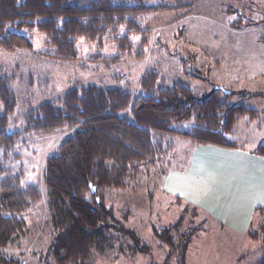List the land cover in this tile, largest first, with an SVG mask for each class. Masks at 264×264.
I'll list each match as a JSON object with an SVG mask.
<instances>
[{
  "label": "rangeland",
  "instance_id": "obj_1",
  "mask_svg": "<svg viewBox=\"0 0 264 264\" xmlns=\"http://www.w3.org/2000/svg\"><path fill=\"white\" fill-rule=\"evenodd\" d=\"M147 1L157 4L161 0ZM170 3L175 4V0ZM244 3V0H196L191 8L143 16V28L148 30L147 45L143 47L142 34H129L131 46L121 49L119 40L126 33L124 28L117 36L106 37L101 45L80 37L77 39L79 59L75 61L46 56L47 36L37 29L19 31L31 39L32 50L0 48V73L9 80L17 99L16 111L9 117L10 131L24 130L29 113L45 102L57 101L73 87L123 88L139 96L143 94L141 80L145 72L153 69L158 72V83L163 88L181 84L199 96L218 86L233 91L230 104L254 109L257 117L240 119L231 139L242 150L256 149L264 144V74L261 75L264 67L257 62L255 56L260 54V49L255 45L264 30L260 27H254L257 31L250 27L236 30L232 26L239 18L228 10L243 11ZM251 7L250 15L264 10L261 3ZM250 29L254 31L237 36L238 32ZM71 133L65 128L50 135L25 134L7 160L0 153V162L12 175L22 172L23 182L37 185L42 193V201L24 215L28 223L26 233L4 249L8 258L19 264H56L49 255L53 228L48 212V188L44 183L45 164L47 157ZM173 141L174 149L155 166H143L141 174L127 189L105 191L108 205L113 207L120 225L132 229L139 243L148 249L136 251L130 237L116 233L118 241L107 252L96 253L92 264H261L264 214L255 213L248 223L234 216V226L239 228L236 229L168 190L171 172L191 171V176L203 186L199 188L203 197L205 191L209 193L204 202L220 212L224 200L220 197L221 186L214 184L213 177L215 171L219 175L216 161L220 163V150L193 146L182 137ZM199 178H207L206 185ZM243 223L246 229L243 226L241 230ZM172 227L177 242L185 236L190 240L183 261L154 233L155 229ZM251 234H256V239Z\"/></svg>",
  "mask_w": 264,
  "mask_h": 264
},
{
  "label": "trees",
  "instance_id": "obj_2",
  "mask_svg": "<svg viewBox=\"0 0 264 264\" xmlns=\"http://www.w3.org/2000/svg\"><path fill=\"white\" fill-rule=\"evenodd\" d=\"M170 1L0 0V48L32 50L31 39L19 31L37 29L47 36L46 56L75 61L79 59L78 38L101 45L106 37L117 36L121 28L126 30L119 40L121 49L131 46L129 34H142L143 47L148 34L142 25L143 16L191 8L196 0ZM228 12L238 15L239 20L232 23L236 30L263 23L244 22L240 11L233 8ZM158 82V72L152 69L141 80L143 94L139 96L123 88L73 87L57 101L45 102L29 113L24 130L11 132L9 117L16 111L17 99L9 80L0 73L3 160L11 156L25 134L50 135L65 128L72 132L45 164L44 183L53 228L49 255L56 264H92L96 253L107 252L118 241L116 233L130 237L136 251H146L148 247L139 243L136 233L120 225L105 191L127 189L143 166H155L174 149L175 137L190 140L193 146L240 149L231 139L236 125L246 116L257 117L254 109L230 104L235 93L225 87L199 96L181 84L163 88ZM254 153L264 158V144ZM22 176V172L12 175L0 162V264H19L8 258L4 249L26 233L24 215L42 201L39 187L25 184ZM91 185L96 187L95 193ZM256 213L264 214V207ZM174 228L155 229L154 233L183 261L190 240L185 236L177 242Z\"/></svg>",
  "mask_w": 264,
  "mask_h": 264
},
{
  "label": "crops",
  "instance_id": "obj_3",
  "mask_svg": "<svg viewBox=\"0 0 264 264\" xmlns=\"http://www.w3.org/2000/svg\"><path fill=\"white\" fill-rule=\"evenodd\" d=\"M244 1H246L247 4H242L244 9L240 11V17L247 19L246 21L263 22L262 24L250 28L260 27L264 30V10L256 12L255 15H250L253 11L251 5L253 6L254 4L257 6L261 3L264 6V0ZM246 28L248 27H244L243 29L245 30ZM254 30H256V28H254ZM254 30L240 31L237 33L239 34L237 36L240 38L243 32H252ZM255 46L260 49V54L255 56L257 62L261 63L264 67V35L262 32ZM263 74L262 72L261 75ZM212 147L220 150L218 152L220 163L218 164L216 161V166L220 168L219 175L216 171L213 173V177L216 180L214 184L221 186L220 197L224 200L220 212L219 210L209 207L204 202L209 193L205 191L207 190L205 188L204 195L206 194V196L203 197L201 193L203 190L199 189L201 187L203 188V186L191 176L193 174L191 171H187L186 173H180L177 170L171 172L168 179L171 189L168 190L186 197L199 207L205 209L213 217L218 218L223 224L225 223L227 226L236 228L234 226L235 217L244 218V221L248 223L250 218L252 219L253 215L256 213V209L264 207V158L257 156L254 153L255 149L248 151L242 149H223L216 146ZM202 179L199 178V180L206 185L207 178L205 180ZM245 223L241 226V230H244ZM243 226L244 228L242 229Z\"/></svg>",
  "mask_w": 264,
  "mask_h": 264
},
{
  "label": "water",
  "instance_id": "obj_4",
  "mask_svg": "<svg viewBox=\"0 0 264 264\" xmlns=\"http://www.w3.org/2000/svg\"><path fill=\"white\" fill-rule=\"evenodd\" d=\"M91 188H92V193H95V191H96V187H93V186L91 185Z\"/></svg>",
  "mask_w": 264,
  "mask_h": 264
}]
</instances>
